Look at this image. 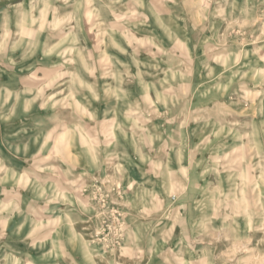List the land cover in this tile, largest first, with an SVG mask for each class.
<instances>
[{"label": "clouds", "instance_id": "1", "mask_svg": "<svg viewBox=\"0 0 264 264\" xmlns=\"http://www.w3.org/2000/svg\"><path fill=\"white\" fill-rule=\"evenodd\" d=\"M0 264H264V0H0Z\"/></svg>", "mask_w": 264, "mask_h": 264}]
</instances>
